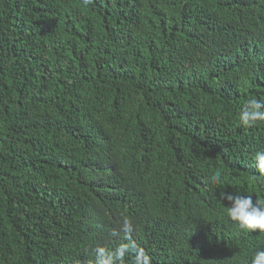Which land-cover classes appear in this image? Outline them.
<instances>
[{"label": "trees", "instance_id": "1", "mask_svg": "<svg viewBox=\"0 0 264 264\" xmlns=\"http://www.w3.org/2000/svg\"><path fill=\"white\" fill-rule=\"evenodd\" d=\"M252 97L264 0H0V264H251L220 197L264 199Z\"/></svg>", "mask_w": 264, "mask_h": 264}, {"label": "clouds", "instance_id": "2", "mask_svg": "<svg viewBox=\"0 0 264 264\" xmlns=\"http://www.w3.org/2000/svg\"><path fill=\"white\" fill-rule=\"evenodd\" d=\"M90 0H84L89 3ZM239 126L253 127L259 123H264V99L252 97L247 99L238 116ZM256 169L258 175L253 179L256 182L264 183V150L255 153ZM220 172L217 171L213 177V182L220 183ZM221 201H227V217L238 224L243 230L252 232H264V199H254L248 194H234L225 190L220 197ZM121 230L126 239H130L134 231L132 220L125 216L122 220ZM132 252L133 259L130 264H151V259L146 250L136 245L135 242L128 244L121 243L115 249L98 246L95 249V259L90 264H129L125 260L126 253ZM251 264H264V250L257 251L251 259Z\"/></svg>", "mask_w": 264, "mask_h": 264}]
</instances>
